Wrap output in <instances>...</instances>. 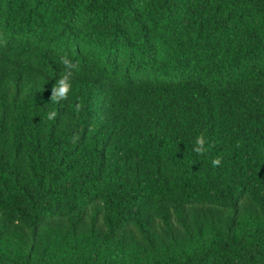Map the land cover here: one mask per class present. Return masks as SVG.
I'll list each match as a JSON object with an SVG mask.
<instances>
[{
    "label": "trees",
    "instance_id": "1",
    "mask_svg": "<svg viewBox=\"0 0 264 264\" xmlns=\"http://www.w3.org/2000/svg\"><path fill=\"white\" fill-rule=\"evenodd\" d=\"M0 264H264V0H0Z\"/></svg>",
    "mask_w": 264,
    "mask_h": 264
},
{
    "label": "clouds",
    "instance_id": "2",
    "mask_svg": "<svg viewBox=\"0 0 264 264\" xmlns=\"http://www.w3.org/2000/svg\"><path fill=\"white\" fill-rule=\"evenodd\" d=\"M60 64L64 66L63 74L55 80V84L51 93V101L59 103L68 99L70 92L72 91V70L75 68V64L72 59L66 55L60 57ZM56 116V113H50L49 119ZM193 152L197 155L206 154L209 151V145L207 138L203 135H197L193 144ZM222 157L216 156L211 159L212 167H218L221 165Z\"/></svg>",
    "mask_w": 264,
    "mask_h": 264
}]
</instances>
